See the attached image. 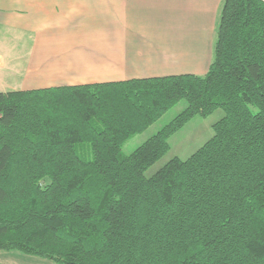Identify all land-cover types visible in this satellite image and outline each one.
Returning <instances> with one entry per match:
<instances>
[{
	"label": "trees",
	"instance_id": "1",
	"mask_svg": "<svg viewBox=\"0 0 264 264\" xmlns=\"http://www.w3.org/2000/svg\"><path fill=\"white\" fill-rule=\"evenodd\" d=\"M217 108L210 138L145 174L173 132ZM0 251L55 264H264V0L223 1L202 75L0 91Z\"/></svg>",
	"mask_w": 264,
	"mask_h": 264
},
{
	"label": "crops",
	"instance_id": "2",
	"mask_svg": "<svg viewBox=\"0 0 264 264\" xmlns=\"http://www.w3.org/2000/svg\"><path fill=\"white\" fill-rule=\"evenodd\" d=\"M223 1L0 0V91L202 75ZM0 264L55 263L0 251Z\"/></svg>",
	"mask_w": 264,
	"mask_h": 264
},
{
	"label": "rangeland",
	"instance_id": "3",
	"mask_svg": "<svg viewBox=\"0 0 264 264\" xmlns=\"http://www.w3.org/2000/svg\"><path fill=\"white\" fill-rule=\"evenodd\" d=\"M17 78V77H16ZM22 79V78H21ZM17 86V85H13ZM11 90V89H4ZM184 106V101H178L174 106L167 109L159 118L142 131L132 135L120 149L121 154H128L146 138L154 134L167 124ZM224 111L221 108L213 110L206 116L194 115L187 120L179 129L168 137L169 149L155 161L146 171V175L152 174L167 160L173 156L180 158L188 157L199 148L208 138L213 130L212 124L222 117Z\"/></svg>",
	"mask_w": 264,
	"mask_h": 264
}]
</instances>
